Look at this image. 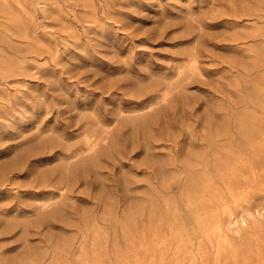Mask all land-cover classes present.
<instances>
[{
    "label": "rangeland",
    "instance_id": "rangeland-1",
    "mask_svg": "<svg viewBox=\"0 0 264 264\" xmlns=\"http://www.w3.org/2000/svg\"><path fill=\"white\" fill-rule=\"evenodd\" d=\"M262 136L264 0H0V264H264Z\"/></svg>",
    "mask_w": 264,
    "mask_h": 264
},
{
    "label": "bare ground",
    "instance_id": "bare-ground-1",
    "mask_svg": "<svg viewBox=\"0 0 264 264\" xmlns=\"http://www.w3.org/2000/svg\"><path fill=\"white\" fill-rule=\"evenodd\" d=\"M192 66L194 67L195 65L193 64ZM263 151H264V136L261 137L260 141L257 143V145H255V148L253 150L254 154L258 156L259 159L257 163L258 165L250 164L246 160H244V157H239L234 161V165L231 166L232 175L234 177L233 179L225 181L226 183L224 190L223 189L220 190L213 184L209 185V189H208L209 192L213 195V197L216 200L222 203L223 212L224 214H227L230 225H232L233 223L232 220L236 216L233 213H231L226 197H230L232 201L235 202L238 206H242V213L236 219V222L239 223L237 224L239 225V227L247 228L249 226L250 221L256 223L259 220V218L263 216L264 206L262 209L258 210L257 213H255V211H252L249 206H244V203L248 200L250 194L252 193L253 185L256 182H258V177H260L264 181V162L259 158L260 155L263 154ZM208 231L209 234H216V233L224 234V230L222 226L220 225L219 221L216 220V218L214 217H211V220L209 221ZM225 237L226 239H229V236L226 234Z\"/></svg>",
    "mask_w": 264,
    "mask_h": 264
}]
</instances>
